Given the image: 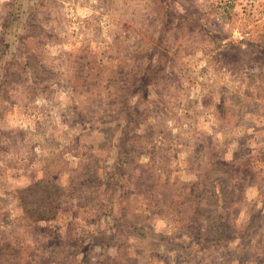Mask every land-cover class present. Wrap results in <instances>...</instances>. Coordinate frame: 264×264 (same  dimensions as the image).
I'll return each instance as SVG.
<instances>
[{
  "label": "rangeland",
  "instance_id": "374dc122",
  "mask_svg": "<svg viewBox=\"0 0 264 264\" xmlns=\"http://www.w3.org/2000/svg\"><path fill=\"white\" fill-rule=\"evenodd\" d=\"M226 1L0 0V264H264V0Z\"/></svg>",
  "mask_w": 264,
  "mask_h": 264
},
{
  "label": "trees",
  "instance_id": "16d2710c",
  "mask_svg": "<svg viewBox=\"0 0 264 264\" xmlns=\"http://www.w3.org/2000/svg\"><path fill=\"white\" fill-rule=\"evenodd\" d=\"M145 80V78H138L132 80L131 86H136L137 83L141 82V80ZM152 84V83H150ZM149 84V85H150ZM141 85L147 86V82H141ZM148 85V86H149ZM123 114V113H122ZM124 117H120L122 119V123L120 124V133L118 136V143L115 145L116 147V155H115V167L116 171L110 174L111 179L115 180V176L119 174L120 172L124 170V164L126 161V156L129 149V142L135 141L137 134H136V128L133 126L134 119L130 118L129 115L123 114ZM119 118V117H118ZM136 134V135H135ZM139 135V134H138ZM118 179V177H116ZM46 181L48 184H46L45 189H43L40 197L33 198L29 200L26 197H21V204L25 207L32 206V212H34L36 217V222H54L58 220L57 213L61 210V207H59V203L65 202V200L68 202L67 195L69 194V188L68 187H60L58 185L57 179L54 180L51 177H47L46 179H43L41 182ZM54 181V182H53ZM116 181V180H115ZM40 182V181H39ZM93 186L97 185L96 180L92 181ZM120 184V183H119ZM115 187V185L109 187L108 191H110ZM85 192L84 195L80 194L77 199L82 200H88L93 196L94 192L96 191L95 188L87 187L86 189H83ZM87 194V195H86ZM89 196V197H88ZM108 201H104L100 207H105L106 203ZM104 204V205H103ZM65 211V210H63ZM77 241H79L77 239Z\"/></svg>",
  "mask_w": 264,
  "mask_h": 264
},
{
  "label": "built area",
  "instance_id": "2783aa9c",
  "mask_svg": "<svg viewBox=\"0 0 264 264\" xmlns=\"http://www.w3.org/2000/svg\"><path fill=\"white\" fill-rule=\"evenodd\" d=\"M225 2H227V1L225 0ZM244 2H245V4L252 5L256 2V0H244Z\"/></svg>",
  "mask_w": 264,
  "mask_h": 264
}]
</instances>
